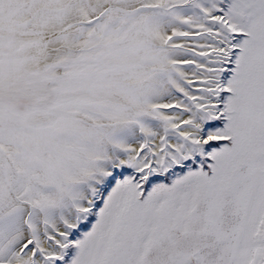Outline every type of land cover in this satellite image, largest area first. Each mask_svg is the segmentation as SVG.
Returning <instances> with one entry per match:
<instances>
[{"label": "snow or ice", "instance_id": "1", "mask_svg": "<svg viewBox=\"0 0 264 264\" xmlns=\"http://www.w3.org/2000/svg\"><path fill=\"white\" fill-rule=\"evenodd\" d=\"M0 264H264V0H0Z\"/></svg>", "mask_w": 264, "mask_h": 264}]
</instances>
